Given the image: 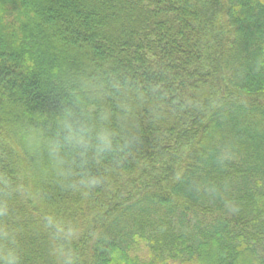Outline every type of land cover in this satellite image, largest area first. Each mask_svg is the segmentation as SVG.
Here are the masks:
<instances>
[{
  "label": "trees",
  "instance_id": "trees-1",
  "mask_svg": "<svg viewBox=\"0 0 264 264\" xmlns=\"http://www.w3.org/2000/svg\"><path fill=\"white\" fill-rule=\"evenodd\" d=\"M9 257L264 264V0H0Z\"/></svg>",
  "mask_w": 264,
  "mask_h": 264
},
{
  "label": "clouds",
  "instance_id": "clouds-1",
  "mask_svg": "<svg viewBox=\"0 0 264 264\" xmlns=\"http://www.w3.org/2000/svg\"><path fill=\"white\" fill-rule=\"evenodd\" d=\"M70 135L65 137V140L69 143L75 142L77 144L87 143V140L84 138V132L80 130H74L72 128H68ZM97 147L98 150L103 151L106 148L111 147V136L108 134H98L96 135ZM6 264H16L15 257H9L6 261Z\"/></svg>",
  "mask_w": 264,
  "mask_h": 264
},
{
  "label": "rangeland",
  "instance_id": "rangeland-1",
  "mask_svg": "<svg viewBox=\"0 0 264 264\" xmlns=\"http://www.w3.org/2000/svg\"><path fill=\"white\" fill-rule=\"evenodd\" d=\"M193 222V221H192Z\"/></svg>",
  "mask_w": 264,
  "mask_h": 264
}]
</instances>
